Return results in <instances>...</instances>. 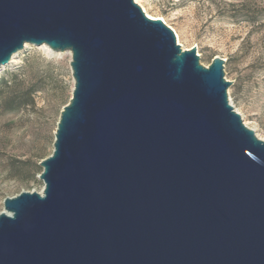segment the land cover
<instances>
[{
	"label": "water",
	"instance_id": "1",
	"mask_svg": "<svg viewBox=\"0 0 264 264\" xmlns=\"http://www.w3.org/2000/svg\"><path fill=\"white\" fill-rule=\"evenodd\" d=\"M69 52L41 192L3 200L0 264H264V141L218 57L133 0H0V68Z\"/></svg>",
	"mask_w": 264,
	"mask_h": 264
},
{
	"label": "rangeland",
	"instance_id": "2",
	"mask_svg": "<svg viewBox=\"0 0 264 264\" xmlns=\"http://www.w3.org/2000/svg\"><path fill=\"white\" fill-rule=\"evenodd\" d=\"M141 5L177 34L182 50L195 48L202 66L215 57L225 61L229 103L264 141V0H144ZM69 61L68 54L53 58L27 46L0 70V213L5 198L43 188L38 164L52 153L60 111L71 97ZM22 95L31 103L8 110L5 102Z\"/></svg>",
	"mask_w": 264,
	"mask_h": 264
},
{
	"label": "bare ground",
	"instance_id": "3",
	"mask_svg": "<svg viewBox=\"0 0 264 264\" xmlns=\"http://www.w3.org/2000/svg\"><path fill=\"white\" fill-rule=\"evenodd\" d=\"M133 1H134L135 4H137L139 7L142 8V10L144 11V14H145L149 19H151V20H157V19L160 20V19H161V18H158V17H152V16H149V15L146 13L145 9H144L143 6L141 5V3H142L144 0H133ZM161 20L163 21L164 24H166V23L164 22L163 19H161ZM175 35H176V38H177V43L179 44L178 36H177L176 33H175ZM27 46H28V45H24V48H26ZM39 49L42 50L47 56H49V57H53V58H58V57H60V56L63 55V54H68V55L70 56V53H69V52H62V53H60V52H53V51L50 50L46 45H42V46H40ZM18 54H19V53L14 54V55L11 57L10 62H13V60L16 58V56H17ZM10 62H9V63H10ZM1 69H3V67H1L0 70H1Z\"/></svg>",
	"mask_w": 264,
	"mask_h": 264
},
{
	"label": "trees",
	"instance_id": "4",
	"mask_svg": "<svg viewBox=\"0 0 264 264\" xmlns=\"http://www.w3.org/2000/svg\"><path fill=\"white\" fill-rule=\"evenodd\" d=\"M1 81H2L3 87H6V83L4 82V80H1ZM26 97H27V95H22V96H19V97L16 96V97L9 98L5 102L6 106L8 107V110H10V111L17 110V109H20L22 107H25V106L29 105L31 103V101L28 100Z\"/></svg>",
	"mask_w": 264,
	"mask_h": 264
}]
</instances>
